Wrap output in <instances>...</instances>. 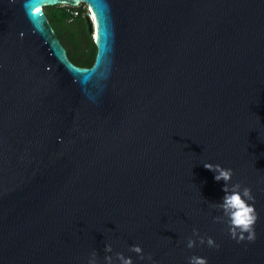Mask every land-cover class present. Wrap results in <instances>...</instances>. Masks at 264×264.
<instances>
[{
  "label": "water",
  "instance_id": "water-1",
  "mask_svg": "<svg viewBox=\"0 0 264 264\" xmlns=\"http://www.w3.org/2000/svg\"><path fill=\"white\" fill-rule=\"evenodd\" d=\"M81 2L92 66L45 11ZM207 160L251 186L254 240ZM194 228L219 247H187ZM109 242L136 264H264V0H0V264H107Z\"/></svg>",
  "mask_w": 264,
  "mask_h": 264
},
{
  "label": "clouds",
  "instance_id": "clouds-1",
  "mask_svg": "<svg viewBox=\"0 0 264 264\" xmlns=\"http://www.w3.org/2000/svg\"><path fill=\"white\" fill-rule=\"evenodd\" d=\"M90 14V11H89ZM204 166L213 170L215 179H223L226 183L223 185L224 196L221 201L216 203L223 212V217H227L228 231L232 238L242 241L244 239L254 240L256 238L255 224L259 217V212L255 206V195L250 185H244L241 182L230 183L234 175V169L227 167L219 162L212 160L204 161ZM222 216H217L215 219L220 220ZM194 235L187 241V247L192 248L197 244V239L200 243H205L209 246L219 247V243L215 237L200 234L198 228L193 229ZM131 251L140 254V259H145L144 248L142 244L136 243L131 245ZM105 261L107 264H136V258L126 254L123 251L116 252L113 255V245L109 242L105 245ZM147 259L152 261V264H157L151 254H148ZM88 264H99L97 254L93 251L89 255ZM189 264H208V258L204 255L193 254L189 257Z\"/></svg>",
  "mask_w": 264,
  "mask_h": 264
},
{
  "label": "trees",
  "instance_id": "trees-1",
  "mask_svg": "<svg viewBox=\"0 0 264 264\" xmlns=\"http://www.w3.org/2000/svg\"><path fill=\"white\" fill-rule=\"evenodd\" d=\"M48 8V10L45 9L48 18L66 47L70 59L79 66H92L97 47L93 38L94 31L84 8L71 5L61 7L54 5ZM72 11H77V13ZM67 41L71 42L74 51L68 49Z\"/></svg>",
  "mask_w": 264,
  "mask_h": 264
},
{
  "label": "rangeland",
  "instance_id": "rangeland-1",
  "mask_svg": "<svg viewBox=\"0 0 264 264\" xmlns=\"http://www.w3.org/2000/svg\"><path fill=\"white\" fill-rule=\"evenodd\" d=\"M56 7H61V6H67L66 4H59V5H55ZM78 6H81L82 8H84V12L87 15V17L90 19V14H89V7L87 4H85L84 2H81ZM45 9H49L48 6L45 7ZM71 21V19H69ZM72 28V27H71ZM93 38H94V34H93ZM67 39V38H66ZM68 40V39H67ZM95 41V40H94ZM67 47L70 51H74L73 49V45L71 44L70 41H67Z\"/></svg>",
  "mask_w": 264,
  "mask_h": 264
},
{
  "label": "built area",
  "instance_id": "built-area-1",
  "mask_svg": "<svg viewBox=\"0 0 264 264\" xmlns=\"http://www.w3.org/2000/svg\"><path fill=\"white\" fill-rule=\"evenodd\" d=\"M72 12L75 13V14L77 13V11H72Z\"/></svg>",
  "mask_w": 264,
  "mask_h": 264
},
{
  "label": "snow or ice",
  "instance_id": "snow-or-ice-1",
  "mask_svg": "<svg viewBox=\"0 0 264 264\" xmlns=\"http://www.w3.org/2000/svg\"><path fill=\"white\" fill-rule=\"evenodd\" d=\"M37 11H39V9H37Z\"/></svg>",
  "mask_w": 264,
  "mask_h": 264
}]
</instances>
